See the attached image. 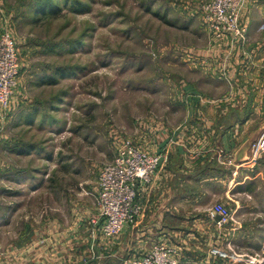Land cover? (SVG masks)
Listing matches in <instances>:
<instances>
[{
    "label": "rangeland",
    "instance_id": "1",
    "mask_svg": "<svg viewBox=\"0 0 264 264\" xmlns=\"http://www.w3.org/2000/svg\"><path fill=\"white\" fill-rule=\"evenodd\" d=\"M41 1L0 0V36L11 31L21 65L12 102L24 112L35 101L33 115L39 116L33 127H20L13 123L20 112L0 109V215L17 214L7 245L15 246L22 225L45 218L70 221L96 212L92 224L98 228L99 173L125 145L162 159L151 182L138 187L143 213L141 189L163 171L166 154L183 163L204 123L214 133L207 138L213 144L229 111L239 118L256 112L248 131L239 133L240 147L247 143L253 155V143L264 133H251L264 127V70L251 75L247 66L264 65V0H247L238 11L245 37L213 29L205 16L208 0H55L57 15L34 18ZM235 201L209 198L195 205L199 216L166 219L170 232L206 225L207 238L200 230L198 239L208 249L198 244L199 251L180 253L166 236L168 242H156L124 264L162 244L175 264L207 252L214 264H264L258 240L264 220L257 226L250 215L239 219ZM86 204L92 208L85 210ZM215 205L229 210L223 227L210 218ZM179 208L180 214L189 210Z\"/></svg>",
    "mask_w": 264,
    "mask_h": 264
},
{
    "label": "crops",
    "instance_id": "2",
    "mask_svg": "<svg viewBox=\"0 0 264 264\" xmlns=\"http://www.w3.org/2000/svg\"><path fill=\"white\" fill-rule=\"evenodd\" d=\"M247 69L252 75L257 69L264 70V65L257 61L251 63V66L249 64ZM32 102L29 101V104ZM35 104L34 101L31 108L20 112L21 104L17 101L12 102L13 110H17L16 113L20 112L13 123L20 127L36 125L39 116L33 115ZM229 113L230 120L228 124L218 128L221 133L215 143H209L207 138L210 135L214 136V133L209 124L204 123L197 144L185 149L182 155L183 163L174 162L169 154H166L167 163L163 171L154 178L150 186L143 187L139 193V200L145 206L143 215L134 225H127L120 236L105 237L92 224L96 212L94 214L88 212L70 221L45 218L36 222L35 226L30 223L24 224L13 243L15 246H12L7 245L6 238L12 235V228L17 225L15 222L17 214L16 212L2 214L0 215V264H124L125 258L144 253L156 245V242H168V239H173L174 244H178L174 247L179 248L180 253L182 250L196 252L200 247L208 249L205 244L207 241L202 242L198 239L202 233L200 230L204 231L203 235L207 238L210 231L205 227L206 225H192L189 230L175 228L170 232L165 222L167 218H175V216L201 215L197 213L201 211L196 210L195 205L209 198L225 200V202L226 199H235V212L241 214L239 219L242 220L250 215L256 220L257 226H260L261 220H264V155L253 158L249 145L243 143L244 147H240L239 144V133L248 131L250 123L257 114L247 111L244 117L239 118L235 109ZM263 129L264 127L257 125L251 133L254 132L257 136ZM254 135L252 141L256 137ZM185 143L187 145L190 142L185 140ZM202 166L206 169L196 173ZM174 169L177 173L172 174L171 171ZM180 170L183 171V176ZM212 173L216 175L212 176ZM12 205L9 202L8 206ZM183 205L188 207L187 210L189 209L186 214H180L179 207ZM85 206L87 207L85 210L92 208L87 204ZM93 209L91 211H95ZM262 223L264 224V221ZM186 231L189 233L183 239ZM258 240L262 248L264 236L259 237ZM198 244L200 247L197 246ZM208 253L207 256L200 253L193 261L191 258L194 255L188 254V257H184L185 261L182 260V264L192 262L214 264L213 261L217 260H212Z\"/></svg>",
    "mask_w": 264,
    "mask_h": 264
},
{
    "label": "built area",
    "instance_id": "3",
    "mask_svg": "<svg viewBox=\"0 0 264 264\" xmlns=\"http://www.w3.org/2000/svg\"><path fill=\"white\" fill-rule=\"evenodd\" d=\"M205 6L207 21L216 31L222 27L246 36L239 27L238 11L247 0H208ZM19 49L10 30L3 29L0 36V109L5 115L12 112V98L21 75ZM253 158L264 154V133L253 143ZM161 157H150L138 149L125 145L115 158L99 173V202L101 218L99 232L107 238L118 235L127 225H133L143 214L136 203L138 187L149 184L152 176L161 167ZM116 214H114V212ZM210 218L220 227L230 219L229 210L221 205L212 206ZM165 245L155 246L150 254L136 257L133 264H175L166 258Z\"/></svg>",
    "mask_w": 264,
    "mask_h": 264
},
{
    "label": "trees",
    "instance_id": "4",
    "mask_svg": "<svg viewBox=\"0 0 264 264\" xmlns=\"http://www.w3.org/2000/svg\"><path fill=\"white\" fill-rule=\"evenodd\" d=\"M55 0H42L41 2H38L36 6H38L37 13L34 14V9L32 10V13L34 14V18L37 17H48L52 15H57L59 13V5H55ZM47 83L49 85H54V80H48Z\"/></svg>",
    "mask_w": 264,
    "mask_h": 264
},
{
    "label": "bare ground",
    "instance_id": "5",
    "mask_svg": "<svg viewBox=\"0 0 264 264\" xmlns=\"http://www.w3.org/2000/svg\"><path fill=\"white\" fill-rule=\"evenodd\" d=\"M113 212H114V210H113ZM114 214H116V212H114Z\"/></svg>",
    "mask_w": 264,
    "mask_h": 264
}]
</instances>
